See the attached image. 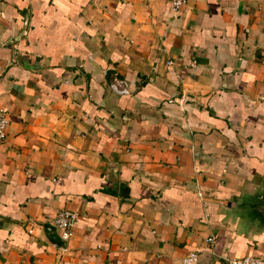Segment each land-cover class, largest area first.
Masks as SVG:
<instances>
[{
	"label": "crops",
	"instance_id": "obj_1",
	"mask_svg": "<svg viewBox=\"0 0 264 264\" xmlns=\"http://www.w3.org/2000/svg\"><path fill=\"white\" fill-rule=\"evenodd\" d=\"M0 106V264L264 255L227 216L264 175V0H0Z\"/></svg>",
	"mask_w": 264,
	"mask_h": 264
},
{
	"label": "built area",
	"instance_id": "obj_2",
	"mask_svg": "<svg viewBox=\"0 0 264 264\" xmlns=\"http://www.w3.org/2000/svg\"><path fill=\"white\" fill-rule=\"evenodd\" d=\"M172 9L177 10L188 0H168ZM108 88L115 93L128 92L127 81L124 77L113 75L107 82ZM8 115L4 107L0 106V141L5 137L8 124ZM77 213L68 208H58L46 218L41 227L50 235L57 236L60 240H66L72 230ZM31 232V228L27 229ZM196 260V252L189 251L181 257L183 264H189ZM222 264H264V255L244 253L241 255L226 254L222 257Z\"/></svg>",
	"mask_w": 264,
	"mask_h": 264
},
{
	"label": "water",
	"instance_id": "obj_3",
	"mask_svg": "<svg viewBox=\"0 0 264 264\" xmlns=\"http://www.w3.org/2000/svg\"><path fill=\"white\" fill-rule=\"evenodd\" d=\"M228 219L237 237L251 242L264 238V175H257L238 189L228 201Z\"/></svg>",
	"mask_w": 264,
	"mask_h": 264
},
{
	"label": "rangeland",
	"instance_id": "obj_4",
	"mask_svg": "<svg viewBox=\"0 0 264 264\" xmlns=\"http://www.w3.org/2000/svg\"><path fill=\"white\" fill-rule=\"evenodd\" d=\"M256 251H258V250H256ZM247 253H250V251H248ZM253 253V252H252Z\"/></svg>",
	"mask_w": 264,
	"mask_h": 264
}]
</instances>
